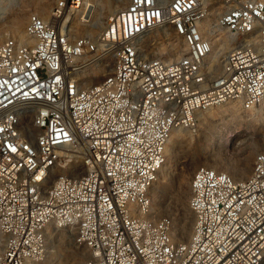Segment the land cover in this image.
Segmentation results:
<instances>
[{
    "label": "built area",
    "instance_id": "1",
    "mask_svg": "<svg viewBox=\"0 0 264 264\" xmlns=\"http://www.w3.org/2000/svg\"><path fill=\"white\" fill-rule=\"evenodd\" d=\"M91 3L52 0L48 19L27 16L24 40L0 41V264L40 263L51 226L85 252L80 264H264L263 152L243 178L192 172L183 240V216L155 217L149 197L173 129L194 134L198 112L264 99V0H222L209 29L233 45L218 72L200 0H126L94 37L72 34L63 18ZM160 27L183 53L146 55Z\"/></svg>",
    "mask_w": 264,
    "mask_h": 264
},
{
    "label": "rangeland",
    "instance_id": "2",
    "mask_svg": "<svg viewBox=\"0 0 264 264\" xmlns=\"http://www.w3.org/2000/svg\"><path fill=\"white\" fill-rule=\"evenodd\" d=\"M38 1L39 0H0V11L10 8L12 14L14 15L17 12L19 13L24 11V19L22 24L23 29L27 16L30 13H36L35 5ZM113 1L114 0H101V3L98 4V7L94 9L92 8L93 11L91 10L87 12V15L89 12H91L90 20H98L99 26H102L103 19L112 11L111 4ZM50 2L52 3V0ZM221 3L222 0H205V4L203 5L206 6L208 12L212 11L205 19L209 21V24L215 21L217 16L222 12ZM46 19H48V17ZM8 20L5 22H0V41L4 36H18L17 33L13 32L9 28ZM80 24L83 23L77 22L75 24V29L73 28L72 34L76 36H90L84 27L80 26ZM217 31L218 30H214V32ZM215 34H219V37L221 38L223 35H226L223 32L219 33V31ZM226 44L227 46H232V44L229 42ZM222 45L223 43H220L219 47H215L214 52L216 59L213 66L214 68L212 67L211 69L212 72H218L220 68L221 52L219 50ZM141 46L147 56L163 57L167 59L172 58V51L184 49L180 38L175 37L165 27H160L148 32L142 38ZM181 53L183 52L179 51V54ZM99 78L101 77L93 76L92 78H89L90 83L95 82ZM230 104L236 103L228 102L198 112V114H196L198 116V129L196 133L190 134L187 131L178 129L177 135L172 137L171 141L169 142V155L163 164V169L158 173L157 180L154 182L149 191V197L152 204V214L155 217L168 215L173 218L174 224H176L177 216L182 215L184 217L182 209L177 202L179 192L178 174L180 163L186 161V165L184 166L183 170L188 173V180L192 172L199 166L210 167L218 171H222L225 168H230L233 163L240 160L239 156L243 151V146H239L236 143L238 138H240L238 136L244 132L251 134L254 139H257L255 140V143L257 142L258 144L256 143V146H254L252 150V159L256 152L264 153V114H262L259 109L261 107H257L254 110L252 109L246 112L240 109L239 113L241 115L239 113L238 115H240L242 118L232 119L229 118L228 115L222 113V111ZM199 116L205 118V121L202 124H199ZM235 146L238 147L236 148ZM194 158L200 159V161L204 162L205 164L197 163L190 168L188 164L189 160ZM252 159L250 162V169ZM249 172L250 170L248 173ZM1 240L2 238L0 237V246L2 243ZM46 245L48 253H46L42 264H71L76 258L80 256L82 252L79 247H76L72 243L70 234L65 230H59L57 234L49 237L46 240Z\"/></svg>",
    "mask_w": 264,
    "mask_h": 264
},
{
    "label": "bare ground",
    "instance_id": "3",
    "mask_svg": "<svg viewBox=\"0 0 264 264\" xmlns=\"http://www.w3.org/2000/svg\"><path fill=\"white\" fill-rule=\"evenodd\" d=\"M50 1L51 0H39L36 3V5H35L36 6L35 7V12H36L35 14L39 15L44 20H46V18L48 17V11H49V8H50V3H51ZM100 1L101 0H92L91 7H89L85 12H83L84 13L83 16H80V14L82 13V11H80V12H78V14H76L74 16H71V15L70 16H66L65 18H63V21L67 20V22H73L74 23V27H75V24L77 22L78 23L82 22L83 24H80V26L84 27V29L87 31V33L90 36L94 37L99 32V30L102 29V27L105 25L107 18L109 16H111L113 13H115V11L117 9L121 8L126 2V0H114L112 2V4H111V6H112L111 13L109 15H107L103 19V22L101 20L102 26H99L98 20L91 21L90 20L91 19V14H90L91 12H89L88 15H87V12L91 11L92 8L94 9V8L98 7V4L101 3ZM200 3L201 4H205V0H200ZM100 7H101V5H100ZM221 10H223V9H221ZM211 12H207L206 17L201 21V24H200L201 29H203V31H207L210 34V36L213 38V46L211 48V52L209 53V55L207 57V63H209V61H210V63L208 64L209 69H212V67L214 66L215 59H216L215 52H214L215 47H219L220 43H223V45L220 47V50H219L221 52V55H220V58H221L223 56V54L230 47V46H227L226 43L229 42V43H231L233 45V41H232L230 35H228L226 32H224L222 30H218L219 33L223 32V33L226 34V35H223V37H222L223 39H222L221 37H219L220 36L219 34L218 35L215 34V33L218 32V31L214 32V30H216V29H212V30L209 29L210 28L209 21H207L205 19L207 18L208 14L211 13ZM86 16L88 17L87 19L85 18ZM84 18H85L86 21L84 20ZM23 19H24V11H21L19 13L17 12L15 15L12 14V11H11L10 8H6V9H3V10L0 11V22H5L6 20H8L9 28L13 32L17 33V35H18L17 37H14V36H12V37L16 38V40H18V41L19 40H24V38H25L24 34H23V29H22ZM89 20H90V22H89ZM179 51L183 52L184 49H182V50L178 49V51H172V57H176V56L180 55ZM107 70H108V68L104 64H99L97 66L90 67L88 70H86V73H85V76L87 75V77H88L87 78L88 79V83L90 82L89 78H92L93 76L101 77V76H103L105 74V72ZM257 107H261L259 109H260L261 113L264 114V99L262 100V102L259 105L255 106L252 109L254 110ZM239 112H240V109H239V105L238 104H230L222 111L223 114L228 115L229 118H232V119H241L242 117L240 116L241 114ZM238 113L240 115H238ZM204 121H205V118L199 116V124H202ZM179 130H181V129H179ZM182 131H185V130L182 129ZM177 132H178V129H173L171 131V133H170L169 139L167 140L166 146L164 148V155H165L164 162H165L166 158L169 155V151H170L169 150V142L171 141V139H172V137L174 135H177ZM238 137H240V138H238L237 143L236 142L235 143L238 144L239 146L240 145L243 146V151L240 153L241 155L239 156L240 160L238 162L236 161L237 163L236 162L233 163L230 168H225L224 170H222V171H225L226 173H228V175H230L234 179L243 178V177H245L247 175L248 171L250 170V162H251L252 155H253V151L252 150H253L254 146H256V143H257V142L255 143V140H257V139H254L252 137V135L247 133V132L242 133ZM197 163L198 164H205L204 162L200 161V159H197V158L190 159L188 164H189V166L191 168L194 165H196ZM185 165H186V161L180 163V169H179V174H178L179 175L178 176V187H179L178 189H179V192H178V197H177V202L179 203V206L182 209V213L184 214L182 224L179 227V237L182 238V240L187 237V235L189 233V224H190V218H189V215H188L189 214L188 210L186 209V207H184V203H185V200H186V197H187V186H188V173L183 170ZM162 169H163V165L161 166L159 172ZM157 177H158V175H157ZM156 180H157V178H156ZM151 211H152V204H151ZM58 231H59L58 229H56V228L51 226L50 230L48 231V234H47V239L49 237L57 234ZM46 253H48L47 245H46ZM84 257H85V252L82 251L78 258H76L74 261L72 260L73 263H71V264H80L83 261ZM43 261H44V259L38 264H42Z\"/></svg>",
    "mask_w": 264,
    "mask_h": 264
}]
</instances>
